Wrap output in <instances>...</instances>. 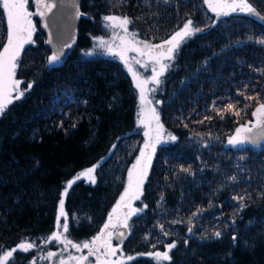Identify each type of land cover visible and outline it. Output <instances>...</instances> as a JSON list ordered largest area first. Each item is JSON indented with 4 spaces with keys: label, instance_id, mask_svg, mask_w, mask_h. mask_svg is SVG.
Segmentation results:
<instances>
[{
    "label": "trees",
    "instance_id": "obj_1",
    "mask_svg": "<svg viewBox=\"0 0 264 264\" xmlns=\"http://www.w3.org/2000/svg\"><path fill=\"white\" fill-rule=\"evenodd\" d=\"M251 2L264 13V0ZM28 9L33 12V43L24 45L16 78L23 81L21 90L28 83L32 88L0 116V255L25 239L35 241L40 251L18 250L8 264H30L33 258L45 262L41 255L60 249L62 244H45L42 238L56 230L58 218L65 222L59 215L61 200L68 223L63 235L74 243L91 241L120 199L128 171L143 146L139 96L131 75L124 64L98 54L94 47L100 35L94 24L106 15L127 16L139 39L153 42H163L189 18L204 29L181 45L154 91L164 131L177 139L157 148L144 194L135 203L141 211L130 224L131 235L122 246L118 243L124 255L136 257L126 264H264V147L227 143L240 124L254 119L256 102H243L236 93H258L264 102L260 71L264 50L253 42L225 48L251 34L264 36V22L244 13L217 19L203 0L168 4L151 0L150 5L145 0H81L80 12L87 16H80L76 41L61 64L49 67L47 57L55 50L36 15L35 0H28ZM0 22L2 51L7 43V15L2 7ZM188 77L190 81L182 86ZM73 88L80 100H67L68 94H62ZM213 93L216 98L229 94L240 108L253 106L241 112L244 120L231 113L220 119L214 111L204 110L203 116L212 119L199 127L212 133L213 143L195 151L191 143L196 133L183 117L201 115V105ZM60 94L64 101L55 104ZM96 164L100 166L94 173L95 184L75 179ZM190 165L193 175L179 167ZM232 176L235 181L229 179ZM72 180L75 183L66 189ZM65 190L67 196L62 195ZM236 195L246 197L241 202L246 206L239 210L238 201L232 199ZM161 208L166 209L163 215H159ZM199 208L206 210L193 215ZM164 215L174 222L168 235L154 229L151 240L144 239ZM216 230L222 232L219 239L212 235ZM172 242L176 248L169 253L170 261L146 255L167 251Z\"/></svg>",
    "mask_w": 264,
    "mask_h": 264
},
{
    "label": "snow or ice",
    "instance_id": "obj_2",
    "mask_svg": "<svg viewBox=\"0 0 264 264\" xmlns=\"http://www.w3.org/2000/svg\"><path fill=\"white\" fill-rule=\"evenodd\" d=\"M151 0H145L146 5H150ZM170 0H163V3L168 4ZM204 4L215 13L217 19L222 16H229L232 13H244L249 16L255 17L264 21V13H261L253 5L251 0H203ZM28 0H0V7H2L7 15V43L2 46L0 51V116L8 109V106L14 102V100H20L24 97L27 91H30L32 84L28 83L26 88L21 90L20 85L23 81L16 78L17 69L20 67L19 58L21 52L24 49L25 44L33 43L32 35L34 32V25L31 17L33 13L27 8ZM37 6L40 11L36 13L40 16H46L56 7L55 2H49V0H36ZM72 8L75 10L73 15L75 18H79L81 15L87 16L86 13L79 11L78 3H73ZM142 18V17H141ZM105 28L116 29L119 28L120 32L113 34L112 41H106L103 38H96V44L94 47H99L104 50L108 55L118 58L125 65L128 66V71L132 73L134 80L136 81V87L139 91V99L141 103V111L138 113L140 123L148 129L144 133L148 140L143 144V148L140 151L139 157L136 159L135 164L128 172L127 187L123 194L120 196V202L116 204L115 208L108 215L107 221L103 224L99 233L91 240L82 243H74L71 239H68L63 233L68 232L67 213L64 211V201L59 203V215L64 217L65 222L61 224L59 218L56 221L55 231L50 236L43 237V241L47 244L50 241H56L59 244H63L65 249L68 246L75 249L76 252H83L84 249L88 250L87 255L76 256L70 251L65 259L63 254H60V258L57 264H93L89 261L90 256L95 257L94 264H126V261H132L136 257L133 255H121L116 257L118 252H122V247H113L112 238L113 235L119 241L122 246L124 239L127 235H131V226L129 225V219L141 211V208H133L132 201L139 200L144 194V183L147 180L148 172L151 167L152 156L155 153L156 145L161 143L164 136V126L160 122V114L154 107H148L147 112L150 116L145 119V105H152L153 101L147 99L145 86L148 84L159 85L162 81L159 79L164 75L165 71L170 67L169 63L165 61H174L178 50L183 43H186L188 39L194 37L197 33L204 31L203 28L194 26L192 19H187L182 26H177V30L165 39L162 43L152 44L147 40H137L136 32H129L128 25L132 21L127 17H120L116 15H106L102 17ZM214 26V25H209ZM45 27H48L47 21H45ZM51 35V34H50ZM119 39V43L116 44V40ZM249 40L252 37L248 38ZM260 45H264V38L256 40ZM48 43L51 44L52 40L49 38ZM115 45V47H113ZM71 47V43H65L61 45L52 55L47 57V64L49 67L61 64L65 55L64 48ZM129 52H135L139 57H146L147 59L142 61L133 57L136 64H140L145 69L151 64L152 75L147 79H142L136 71L131 67V63L127 54ZM86 55H93L92 52L86 53ZM207 62L205 61V67ZM261 74L264 75V69H261ZM156 89H149L148 91H155ZM238 96H243L246 101H256L254 111L251 113L255 117V121H246L244 124H240L236 129L234 135H232L227 143L233 147H245L252 145L259 148L261 143H264V102L260 100L259 94L245 95L243 91L237 93ZM83 103H87L84 101ZM159 104L160 101H155ZM238 101L228 102L224 107H217L215 102H212L211 111H214L221 119L224 118V113L229 112L233 116L239 117L241 112H245L248 107L253 105L245 104L242 108L237 109L236 104ZM212 117L205 115L202 120L198 121L203 123L205 120L211 121ZM239 123V121H237ZM61 123V127H62ZM75 127V124L72 125ZM154 133V135H153ZM168 139L175 141L177 137L168 134ZM115 145H113V148ZM207 147V145H205ZM99 164L81 172L75 179L81 177H89L90 182L95 184L94 173ZM182 171H189V169H182ZM231 180L235 181L236 177L232 176ZM75 180L69 181L66 185L67 188H71ZM67 190L63 192V196H67ZM233 200L238 201V210L242 209L246 205L241 203L246 199L242 195H236L232 197ZM143 207H147V204H143ZM126 208L127 211L122 214H117V210ZM199 212V209L197 210ZM197 213H193L196 215ZM235 223V221H232ZM191 224V221H189ZM128 229V233L124 231H113L117 228ZM162 227V226H161ZM188 232H192V228H188ZM167 236L168 233L164 232ZM212 235L219 239L221 238V232L216 230ZM147 239V238H146ZM232 241H236V237H231ZM155 247V245H153ZM167 251H156L153 253H147L146 255L152 256L157 261H170L171 256L169 253L172 249L176 248V243L172 242L166 245ZM36 249L40 251L39 245L35 241H28L27 239L21 241L16 247H12L10 250H4L0 255V264H8L10 258L18 250L21 252H28ZM58 254L52 251H48L46 255H41L40 259H53ZM138 255H145L144 253ZM113 257H116L113 259ZM30 264H37L35 258L30 261Z\"/></svg>",
    "mask_w": 264,
    "mask_h": 264
},
{
    "label": "rangeland",
    "instance_id": "obj_3",
    "mask_svg": "<svg viewBox=\"0 0 264 264\" xmlns=\"http://www.w3.org/2000/svg\"><path fill=\"white\" fill-rule=\"evenodd\" d=\"M27 8H28V4H27ZM29 11H31L30 9H28ZM32 12V11H31ZM33 13V12H32ZM34 14H35V12H34ZM117 16H120V15H117ZM120 17H124V16H120ZM31 19H32V23H33V25H34V19H33V16L31 17ZM104 23H106V22H103L102 20H101V22H99V25H97V23H95L94 24V26L96 27L95 28V33H97V29H99L98 30V33H100V35L98 36V37H96V38H103L104 40H106V41H112V39H113V34L115 33V32H120V29L119 28H116V29H112V28H105L104 27ZM91 24V23H90ZM90 24H89V26H90ZM130 25V24H129ZM128 25V29H129V32L131 33V32H135L134 30H132V29H130V26ZM1 22H0V33H1ZM34 33V32H33ZM249 37H252V39L251 40H249L248 38ZM96 38L94 39V45L96 44ZM259 38H264V36H262L260 33H259V35H257V34H251V35H249L247 38H245V39H240V40H238V41H236V42H234L233 44H228L225 48L227 49V48H231V47H233V46H238V45H242V44H244V43H246V42H253V43H257L256 42V40H258ZM136 39L137 40H142V39H139V37L137 36L136 37ZM149 42H151L152 44H159V43H162V42H153V41H149ZM116 44H118L119 43V39H117L116 40V42H115ZM257 44H259V43H257ZM260 45V44H259ZM262 46V49L264 50V45H261ZM113 47H115V45H113ZM95 48H97L96 50H97V53L98 54H101V55H104V56H108V57H112V58H116V57H113V56H111V55H108V54H106L105 52H104V50L103 49H101V48H99V47H95ZM224 48V49H225ZM127 56H128V59H129V61H130V63H131V67H132V69L134 70V71H136L137 73H138V75L142 78V79H147V78H149L151 75H152V73H151V64L149 63V66H148V68L147 69H145L144 67H142L140 64H136L135 63V61L133 60V57H135V58H137V59H141L142 61H144V60H146L147 58L146 57H139V56H137V54L135 53V52H129L128 54H127ZM118 61H120L122 64H124L121 60H119L118 58H116ZM165 63H169V64H171V61H165ZM125 65V64H124ZM126 66V68H127V70H128V66L127 65H125ZM204 66H205V62H204ZM201 67V66H200ZM129 72V71H128ZM130 73V75H131V78H132V80H133V82H134V86H135V88H136V91H137V94H138V96H139V89L136 87V81L134 80V78H133V76H132V73L131 72H129ZM160 79V78H159ZM190 79H191V77H188L187 79H185L184 81H183V84H182V86H185L189 81H190ZM158 85H154V84H148V85H146L145 86V92H146V96H147V99H149V100H152L153 101V103H152V105H145L144 106V108H145V119H147L149 116H150V113H148L147 112V108L148 107H154L155 109H156V107H155V105H156V103H155V100H154V91H148L149 89H153V88H155L156 89V87H157ZM68 94V97L70 98V99H67V100H80V97H79V99H77V98H75L76 97V91H75V88H73L72 89V91H70V90H68V89H65L64 91H63V93L62 94ZM238 93V92H237ZM237 93H236V95H237ZM62 94H60V95H58L57 97H56V100H55V104H57V103H59V102H61V101H64V99H63V95ZM62 95V96H61ZM61 96V97H60ZM212 99L209 101V102H203V104L201 105V106H203V109H201V115H197V114H194V116H192V117H190V118H185V117H183L184 118V121H188V127H190V130H192L193 131V133L195 134L196 133V135H195V138H194V140H193V142L191 143V145L193 146V149L195 150V151H199V152H201V151H203L206 147H205V145H207V147L209 146V145H211V143H213V136H212V133H209V132H202V130H201V128L199 127V125H201V123H199L198 121H200V120H202L203 119V111L204 110H211V107H212V102L214 101L215 102V104H216V106L217 107H224L228 102H234V99L233 98H231V99H229V94L227 95V96H221V97H219V98H216V97H214V93H213V95H212ZM226 97H228V98H226ZM243 102H244V97H243ZM256 102V101H255ZM139 103H140V99H139ZM236 108L237 109H239L240 107L238 106V103L236 104ZM242 108V107H241ZM140 111H141V103H140ZM183 115H185V114H183ZM224 118L223 119H225V118H228L229 117V112H225L224 114ZM214 117H218V118H220V116H218L216 113H214ZM241 119H245V117H244V114H241L240 116H239ZM221 119V118H220ZM253 122L255 121V117H254V119L252 120ZM139 124L141 125V127H142V129H143V131H144V133L146 132V131H148V129L147 128H145L144 126H143V124H141L140 123V118H139ZM202 126V125H201ZM197 131V132H196ZM153 135H154V133H153ZM148 140V137H146L145 136V138H144V143L146 142ZM169 141V139H168V136H167V134L165 133V131H164V136H163V140H162V142L161 143H159V144H157L156 145V150H155V153L153 154V156H152V160H151V166H152V164H153V161H154V158H155V156H156V151H157V148L159 147V145H162V144H164V143H167ZM143 143V144H144ZM142 148H143V146H142ZM142 148H141V150H142ZM140 150V151H141ZM139 154H140V152H139ZM139 157V155L137 156V158ZM136 158V159H137ZM198 161H200L201 163H203V160H201L200 158H199V160ZM135 162H136V160H135ZM135 162L133 163V164H135ZM181 169H189V171H185L186 173H189V174H191V175H193L194 174V172H195V170L193 169V167L190 165V167L188 166H185V167H187V168H185V167H183V166H179ZM131 168H132V166H131ZM130 168V169H131ZM151 168V167H150ZM129 169V170H130ZM149 171H150V169H149ZM129 172V171H128ZM149 173V172H148ZM94 175V174H93ZM81 178H85L86 180H90V178L89 177H86V176H84V177H81ZM231 178V177H230ZM229 178V179H230ZM127 181H128V174H127V179H126V183H125V188L127 187ZM125 188H124V190H125ZM124 192V191H123ZM123 194V193H122ZM138 200H134V201H132V207L133 208H136V202H137ZM120 202V199L118 200V202L117 203H119ZM238 203V202H237ZM236 203V204H237ZM116 206V205H115ZM115 208V207H114ZM210 209H213V206L210 208ZM206 209L205 208H199V212H196L197 214L195 215V216H198V214L199 213H202V212H204ZM125 211H127V209L126 208H122V209H120V210H117V214H122L123 212H125ZM161 211H163L162 213H159V215H163L164 213H165V211H166V209H164V208H161L160 209V212ZM138 214V213H137ZM137 214H134L130 219H129V221H128V223H129V225L131 224V222L133 221V219H134V217H135V215L137 216ZM168 215V214H167ZM167 215H164L163 217H161V219L160 218H157V220H156V223H155V225L154 226H152L150 229H151V233H149V234H147L146 236H145V238L144 239H146L147 241H149V239L151 240V238H150V235H151V237H152V232L154 231V229H157L158 230V232L160 233V234H164V232H167L168 233V229H169V225L170 224H172V223H174L172 220H169V219H167L168 218V216ZM189 225H192V224H189ZM162 226V227H161ZM114 232H115V230H113ZM221 232V231H220ZM64 234V233H63ZM114 236V235H113ZM221 236H222V232H221ZM112 245H113V247H121V246H119V244L118 243H116L115 241H114V237L112 238ZM71 252L73 255H76V256H80V255H87L88 254V250L87 249H84L83 250V252L81 253V252H76V250L75 249H73V248H71V246H68V248L67 249H65V246L62 244L61 245V247H60V249L57 251V252H55V253H57L58 255L56 256V257H54L53 259H51V260H49V259H46L45 260V262H37V264H52L53 263V260H54V264H57V261L59 260V258H60V254H63V256H64V258L66 259L67 258V254H68V252ZM121 255H124V253H123V251L122 252H118L117 254H116V257H119V256H121ZM116 257H113V259H115ZM38 260H40V259H38ZM41 261V260H40ZM89 261H92L93 262V264H94V262H95V257L94 256H90L89 257ZM72 264H74V262H72Z\"/></svg>",
    "mask_w": 264,
    "mask_h": 264
},
{
    "label": "water",
    "instance_id": "obj_4",
    "mask_svg": "<svg viewBox=\"0 0 264 264\" xmlns=\"http://www.w3.org/2000/svg\"><path fill=\"white\" fill-rule=\"evenodd\" d=\"M49 2H55L56 7L53 8L51 12L47 13L46 16L36 15L41 20V24L47 33L48 40L49 38H51L52 43L50 45L54 48L55 51L66 42L71 43V47L64 48V53L66 55L76 41L80 21V17L75 18L73 15L75 10L72 8V4L78 3L80 11L81 0H49ZM35 8L36 13H38L40 11V8L37 6L36 0ZM45 21H47L48 27H45ZM260 146L264 147V143H261ZM115 231H124L127 235L129 230L118 227L117 229H115ZM113 237L114 241L116 243H119V241L116 239V236L114 235Z\"/></svg>",
    "mask_w": 264,
    "mask_h": 264
}]
</instances>
